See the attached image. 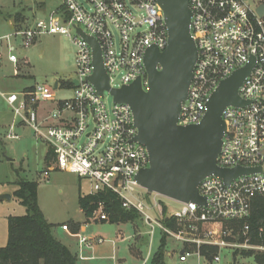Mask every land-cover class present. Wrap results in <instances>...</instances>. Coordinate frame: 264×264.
<instances>
[{"label":"built area","instance_id":"obj_1","mask_svg":"<svg viewBox=\"0 0 264 264\" xmlns=\"http://www.w3.org/2000/svg\"><path fill=\"white\" fill-rule=\"evenodd\" d=\"M190 9L198 59L178 117L179 126L200 124L209 98L221 82L254 60L250 75L238 90L247 105L229 106L223 112L226 131L217 159L222 169L254 171L229 184L215 175L203 179L198 191L206 205L173 201L177 205L170 210L157 200L147 204L142 198L137 189L143 188L136 177L149 168L150 160L146 147L134 141L138 129L132 110L115 102L109 108L105 101L109 92L103 96L97 93L89 81L94 74L93 48L77 32L80 29L98 42L111 89L141 79L147 90L146 53L153 46L163 52L168 44L164 12L156 0H61L58 8L37 18L31 27L16 28L0 37V62L7 53L16 75L20 60L12 44L14 38L28 49L43 35H64L76 48L75 77L63 86L72 89V98H56L62 88L60 80L54 86L36 84L21 92H1L0 96L16 124L28 127L52 155L44 179L58 170L86 180L91 187L87 195L110 191L124 209L139 213L151 237L160 231L181 243V252L185 251L180 253L181 262L190 257L201 260L202 249L209 247L218 249L212 264H220L226 251L233 259L234 254L241 256L243 252L264 254V220L253 215L254 201L264 198V15L247 0H190ZM16 124L7 132L8 140L20 139ZM91 221H109L104 203H99ZM103 242L80 237L85 247Z\"/></svg>","mask_w":264,"mask_h":264},{"label":"water","instance_id":"obj_2","mask_svg":"<svg viewBox=\"0 0 264 264\" xmlns=\"http://www.w3.org/2000/svg\"><path fill=\"white\" fill-rule=\"evenodd\" d=\"M156 1L164 12L168 44L163 52L153 46L146 53L147 90L141 79L121 89H111L98 42L78 29L93 48L94 74L89 81L100 96L108 91L115 103L129 105L132 110L138 129L134 141L146 147L150 160L149 168L137 175V183L148 194L206 205L198 191L203 179L215 175L229 184L238 176L254 171L228 170L217 165L226 131L223 112L229 106L247 105L239 97L238 90L250 75L254 60L221 82L209 98L207 113L200 124L179 126L178 117L182 103L187 100L198 59L190 29V0ZM257 12L264 15V4ZM10 199V195L0 198L1 201Z\"/></svg>","mask_w":264,"mask_h":264},{"label":"rangeland","instance_id":"obj_3","mask_svg":"<svg viewBox=\"0 0 264 264\" xmlns=\"http://www.w3.org/2000/svg\"><path fill=\"white\" fill-rule=\"evenodd\" d=\"M247 1L252 7H259L264 4V0ZM60 3L61 0H0V37L12 34L16 28L31 27L37 18L45 17V15L58 8ZM17 16L20 19L18 21H16ZM12 44L15 47V54L21 61L20 77H14V67L10 65L2 68V70L0 69V91L5 93L21 92L26 86L34 84L54 86L55 81L60 80L62 88L56 92V98L58 100L72 98V89L63 87L68 80L75 77L76 73V48L68 36L43 35L28 49L22 47L19 39L14 38ZM4 50L6 51L5 47ZM25 58L28 60L27 65H23ZM105 101L109 108L113 107L114 99L109 93L105 94ZM12 119L13 115L9 111V107L0 98V138L4 141V147L0 151V198L3 195L11 196L9 193H3L15 192L17 190L16 181L23 178L38 184L39 208L46 220L59 228V231H61L60 225L63 223L85 221V216L80 209L79 198L81 195L84 196L91 192L90 184L75 175L58 170L51 171L48 179H44L43 174L49 168L46 164V145L37 142L28 127L18 130L17 133L21 136L20 139H5L6 126ZM137 191L141 193L147 204L149 201L157 200L170 210L177 205L172 200L162 196L156 197L153 194L149 197L144 189H137ZM6 213H11L13 216H23L26 214V209L14 195L12 200L0 201V235L3 231L1 224H7L3 219ZM150 213L153 216L156 215L153 210ZM135 223L139 224L140 232H144V241L141 246L142 254L144 257L149 255L150 260L158 251L162 234L157 231L151 237L148 228L141 219ZM130 224L132 223L126 225V230L122 227L125 231V240L117 239V234L115 235L114 232L118 227L115 225L95 223L93 227L89 228L90 231H93L97 225L106 226L110 230V234L106 235L117 239L116 254L120 258H126L129 246L135 244V240H131L132 238L126 239L132 236L133 228ZM4 227L6 230L7 226L4 225ZM135 233L137 234L138 230ZM136 237L138 240L143 238L142 235H136ZM0 245L5 244L0 242ZM182 248L181 243L167 237L166 264H212L197 258H192L187 263H180L179 256ZM169 253L172 255L169 256ZM128 258L129 256L127 260ZM231 261L234 264H256L251 258L237 256L233 259L231 252H223L220 264H229ZM126 264H132V261L129 260ZM147 264L151 263L148 262Z\"/></svg>","mask_w":264,"mask_h":264},{"label":"trees","instance_id":"obj_4","mask_svg":"<svg viewBox=\"0 0 264 264\" xmlns=\"http://www.w3.org/2000/svg\"><path fill=\"white\" fill-rule=\"evenodd\" d=\"M20 20L17 16L16 21ZM2 143L0 141V149ZM52 155L47 154L46 164L50 166ZM17 190L14 196L19 199L26 209L23 216L8 218V241L0 247V264H78L77 257L61 242L55 239L52 225L46 220L38 205V184L19 178L16 181ZM105 204L110 224L135 223L141 219L136 210H126L118 197L104 191L98 195H81L80 209L87 220L91 221L99 203ZM253 215L256 220H264V198H258L253 204ZM168 226L174 228L172 222ZM166 239L162 234L158 251L153 255L151 264H166ZM204 259L212 263L218 253L217 248L205 247L202 249ZM238 254H234V258ZM241 256L251 258L256 264H264V254L243 252Z\"/></svg>","mask_w":264,"mask_h":264},{"label":"crops","instance_id":"obj_5","mask_svg":"<svg viewBox=\"0 0 264 264\" xmlns=\"http://www.w3.org/2000/svg\"><path fill=\"white\" fill-rule=\"evenodd\" d=\"M20 62L18 65V68H19L18 74L16 75L15 71L13 72L14 77H20V72H21ZM26 63H28V60L25 58L23 65H27ZM9 65L14 67V65L8 60L7 53H6L3 61L0 62V69L2 70V68L7 67ZM34 86H35V84L31 85V86H26L22 91L31 89ZM1 92H3V91H0V93ZM3 93H5V92H3ZM9 93H11V92H9ZM0 98L3 100V98L1 96H0ZM3 102L5 103L4 100H3ZM14 123L16 124L17 121L14 119V116H13L12 121L9 122L8 125L6 126L7 128L5 129V139H7L6 138L7 132L9 131L10 127ZM26 128H27L26 126L16 124V127H15L16 133L18 132V130L26 129ZM20 138H21V136H20ZM0 141L2 143V147H1V149H2L4 147V141L1 138H0ZM1 149H0V151H1ZM0 162H1V156H0ZM2 192H5V191H2ZM11 192L13 193L14 191H11ZM6 193L11 194L10 200H12V196H13L12 193H10V191H8V192H5L3 194H6ZM7 212H9V211H7ZM81 212H82V210H81ZM10 216H13V215H11V213H6L3 217V219L7 222V224H1L3 231L0 235L1 236L0 242H1V244H5V245L7 244V241H8V218ZM95 223L107 224V223H102V222H92V221L87 220L85 217V221H83V222L71 221L70 223L61 224L60 225L61 231H59V228H57L54 224H51L52 225V233H53V236L55 237L56 240H58L63 245H65L77 257L78 264H126L127 261H129V260L132 261V264H147L148 262L151 263L153 256L149 260V257H148L149 255L147 257H144L142 254L141 246L143 244L142 242L144 241V232L143 231L140 232L139 224H136V223L130 224L131 227L133 228V231L131 233L132 236H129L126 239L132 238L131 240H135V244L129 246V250H127L128 251L127 257L129 256V258L127 260V257L126 258H124V257L120 258L116 254L117 248H115V247H116V240L117 239L121 238L122 240H125L124 239L125 231L122 229V227H124L126 230V225L128 223L111 224V225H115L116 227H118L116 232H114L115 235L117 234V239H116V237H110V236L106 235V234H110V230L107 229L106 226L101 227L100 225H97L95 230L90 231L89 227H93V225ZM4 225L7 226L6 230H5ZM136 229L138 230L137 234L135 233V232H137ZM136 235L137 236L142 235L143 238H140L138 240ZM81 236H85V237H89V238H95V239H103L104 242L102 244L95 243L92 247H85V246L81 245V243H80V237ZM5 245H0V247L1 246L4 247ZM171 255L172 254L169 253V256H171ZM192 258H196V257H190L187 259L186 262H181L180 256H179V261H180V263H187ZM202 260L205 261L204 258H202Z\"/></svg>","mask_w":264,"mask_h":264}]
</instances>
